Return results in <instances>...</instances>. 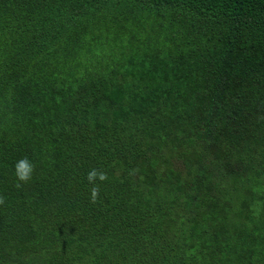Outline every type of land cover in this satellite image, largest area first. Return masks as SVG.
<instances>
[{"label": "trees", "instance_id": "trees-1", "mask_svg": "<svg viewBox=\"0 0 264 264\" xmlns=\"http://www.w3.org/2000/svg\"><path fill=\"white\" fill-rule=\"evenodd\" d=\"M0 197V264H264V0H0Z\"/></svg>", "mask_w": 264, "mask_h": 264}, {"label": "clouds", "instance_id": "clouds-1", "mask_svg": "<svg viewBox=\"0 0 264 264\" xmlns=\"http://www.w3.org/2000/svg\"><path fill=\"white\" fill-rule=\"evenodd\" d=\"M35 165L32 164L27 158L20 160L16 165V176L20 182L27 183L32 179V174L34 171ZM89 182H94L96 179L101 181L106 180L107 176L104 172L98 171L97 169H92L88 173ZM20 185L17 184V187ZM93 197L97 195V189L93 188L92 191ZM4 203L3 197H0V204Z\"/></svg>", "mask_w": 264, "mask_h": 264}]
</instances>
